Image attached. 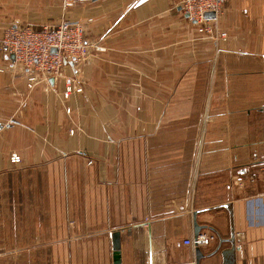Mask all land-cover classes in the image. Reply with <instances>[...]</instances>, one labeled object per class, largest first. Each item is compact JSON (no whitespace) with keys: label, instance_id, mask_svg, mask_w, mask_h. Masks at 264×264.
<instances>
[{"label":"crops","instance_id":"1","mask_svg":"<svg viewBox=\"0 0 264 264\" xmlns=\"http://www.w3.org/2000/svg\"><path fill=\"white\" fill-rule=\"evenodd\" d=\"M64 20L102 47L67 100L0 49V178L33 169L41 220L21 229L56 249L0 264H114L115 232L121 264H264V0L225 2L208 22L226 39L181 0H0V39Z\"/></svg>","mask_w":264,"mask_h":264},{"label":"built area","instance_id":"2","mask_svg":"<svg viewBox=\"0 0 264 264\" xmlns=\"http://www.w3.org/2000/svg\"><path fill=\"white\" fill-rule=\"evenodd\" d=\"M227 0H181L183 13L199 25L200 32H206L214 38H227V33L214 31L209 20L217 19L223 11ZM212 12L214 16L207 17ZM87 28L80 21L64 20L56 24L35 25L31 23L15 24L4 30L0 39V49L14 56L13 65L20 69L26 79L27 87L33 90L37 85L50 84L51 79L65 80L63 98L69 99L74 93H81V77L78 73L89 64L97 51L102 47L86 39ZM71 64L77 76H67L65 67ZM71 113V107L66 108ZM74 130H71V133ZM12 163H19L22 158L14 152L11 154ZM239 248L243 233H237ZM211 237L199 234L187 244L200 247L208 244ZM174 264H195L194 262H181Z\"/></svg>","mask_w":264,"mask_h":264},{"label":"rangeland","instance_id":"3","mask_svg":"<svg viewBox=\"0 0 264 264\" xmlns=\"http://www.w3.org/2000/svg\"><path fill=\"white\" fill-rule=\"evenodd\" d=\"M80 160V158H76ZM31 170L14 175L13 171H2L0 178V255H51L56 249L42 245V232L22 231L32 220L40 223L41 216H31L33 205L40 201L43 193L35 190L36 178ZM36 195L39 198H35ZM30 206V207H28ZM26 209L29 216L26 215ZM4 264H9L4 262Z\"/></svg>","mask_w":264,"mask_h":264},{"label":"water","instance_id":"4","mask_svg":"<svg viewBox=\"0 0 264 264\" xmlns=\"http://www.w3.org/2000/svg\"><path fill=\"white\" fill-rule=\"evenodd\" d=\"M201 229L202 226L199 225L197 221H195V233H194L195 237H197L200 234ZM113 249H114V264H121V238L119 232H115L113 234ZM198 251L201 252L199 247H198Z\"/></svg>","mask_w":264,"mask_h":264}]
</instances>
